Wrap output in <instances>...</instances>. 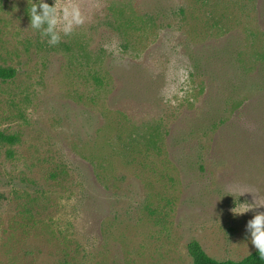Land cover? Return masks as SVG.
I'll use <instances>...</instances> for the list:
<instances>
[{
  "label": "rangeland",
  "instance_id": "374dc122",
  "mask_svg": "<svg viewBox=\"0 0 264 264\" xmlns=\"http://www.w3.org/2000/svg\"><path fill=\"white\" fill-rule=\"evenodd\" d=\"M32 2L0 0L14 71L0 79V264H192L193 240L216 261L256 250L246 223L264 207L231 209L264 201V156L198 121L236 77L220 48L250 67L262 0H73L83 23L56 45ZM181 66L192 92L173 107L162 93Z\"/></svg>",
  "mask_w": 264,
  "mask_h": 264
},
{
  "label": "trees",
  "instance_id": "16d2710c",
  "mask_svg": "<svg viewBox=\"0 0 264 264\" xmlns=\"http://www.w3.org/2000/svg\"><path fill=\"white\" fill-rule=\"evenodd\" d=\"M256 11H258L260 21L263 24L262 28L257 31L258 33H252L254 41L251 43L253 47L251 62L248 64L250 67L247 70L244 69L245 65L239 59L241 50L235 51L238 60L236 59L230 64V59L232 61L234 55L231 41L220 48L219 54L224 57L222 60L220 59V67L224 68L222 75L228 66L232 68L235 64L233 74L236 77L234 81H229L228 78L223 79L226 88L224 109L209 111L198 123L203 127V130L225 131L228 135L227 139L232 142L249 141L253 154L264 156V0L260 6L258 5ZM13 76L14 71L12 69L0 68V79L7 80ZM227 113L234 117H228ZM240 117L246 118L249 130L243 131L239 127L238 120ZM3 139L11 143L14 142L13 137H3ZM187 252L192 264H264V261L259 259L257 250L237 262L216 261L210 258L201 245L194 240L187 244Z\"/></svg>",
  "mask_w": 264,
  "mask_h": 264
},
{
  "label": "clouds",
  "instance_id": "9594fccd",
  "mask_svg": "<svg viewBox=\"0 0 264 264\" xmlns=\"http://www.w3.org/2000/svg\"><path fill=\"white\" fill-rule=\"evenodd\" d=\"M37 7L40 11L37 12ZM30 25L32 29L39 31L42 37H47L49 45H56L59 43L61 35H70L74 27L83 23V16L80 9L73 0H67L65 3L57 4L54 2L51 5L43 2V0H36L31 3L29 11ZM170 72L173 73L174 79L169 84L166 91L162 93L163 100L175 107L178 103L182 102L186 95L192 92V85L189 78L191 71L190 67H176ZM238 194L237 197L242 195ZM236 197V198H237ZM231 209L234 215H242L255 207H264V201L256 200L255 205L252 203H238ZM246 228L249 230L250 242L257 250L259 259L264 261V213L255 214L246 223Z\"/></svg>",
  "mask_w": 264,
  "mask_h": 264
}]
</instances>
